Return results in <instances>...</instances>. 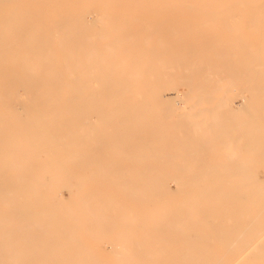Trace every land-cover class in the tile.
<instances>
[{
	"label": "bare ground",
	"instance_id": "6f19581e",
	"mask_svg": "<svg viewBox=\"0 0 264 264\" xmlns=\"http://www.w3.org/2000/svg\"><path fill=\"white\" fill-rule=\"evenodd\" d=\"M132 1L0 0V264H264V0Z\"/></svg>",
	"mask_w": 264,
	"mask_h": 264
},
{
	"label": "rangeland",
	"instance_id": "374dc122",
	"mask_svg": "<svg viewBox=\"0 0 264 264\" xmlns=\"http://www.w3.org/2000/svg\"><path fill=\"white\" fill-rule=\"evenodd\" d=\"M200 2L202 1H188V2H184V3H176V2H169V1H161V0H146V1H140V2H135L134 0L132 2H129L131 5H125V6H111L108 7L115 9V11H113L112 13H107L109 15V19H113L118 18L121 20H126L125 24H121L119 26L125 27V28H141V27H148V26H155V24H146V22L141 23V22H136L134 23L133 19H140L143 21H169V20H176V21H197V20H206L209 19L210 17L206 16L203 14V9L208 8L207 6L204 5H199ZM101 2L98 1H93L91 2L92 7H99V4ZM109 3H111L109 1ZM178 4H183V5H178ZM106 7V8H107ZM220 8V7H218ZM89 18L90 20H97L100 16L99 12L97 11H91L89 13ZM107 16V15H106ZM98 17V18H97ZM96 18V19H95ZM128 21V22H127ZM187 25V24H186ZM110 26H118L117 24L115 25H110ZM180 26H185V25H180ZM207 27H209V29H211V24H206ZM143 34V33H142ZM141 34V35H142ZM245 37V36H244ZM251 38H243V39H239L243 42H248ZM182 42V41H181ZM201 57L204 59V55L197 54L194 55L193 57H191L190 59V63L192 65L194 64H198V62L200 61ZM234 60L239 61L240 58L239 57H233ZM197 67V66H195ZM177 75L179 74L178 71L175 72ZM244 87H246V89H249V85L247 83L243 84ZM176 90H173L172 88L166 89L165 91V97L166 98H171L174 99L176 101V103H179L181 100L177 98V93L180 94H184L187 93L188 88L182 85L176 86L175 87ZM175 91V92H174ZM236 91L238 92V90L236 89ZM237 92L235 91H230L229 95L230 97H234L236 95V97L233 99L234 100V106L237 107H241L244 106L243 103L241 102L242 99L239 95H237ZM240 97V99H239ZM248 99H251V97H249ZM187 102H185L186 104H182L184 102H181L179 104H177L178 107V112H190L192 110V100H190L189 98L185 99ZM237 100H240L237 101ZM250 101V100H249ZM184 105V106H183ZM247 152H242V154H240V157L242 156H246ZM223 156V155H222ZM259 179H264V169L259 171V175H258ZM182 185V184H180ZM173 189H176L177 186L175 184H172ZM174 195H178V192L176 191V193H173ZM58 195H61L63 198H69V193L67 191H61ZM50 196V195H47ZM110 248V249H109ZM107 253H111V245L108 244L106 247Z\"/></svg>",
	"mask_w": 264,
	"mask_h": 264
}]
</instances>
